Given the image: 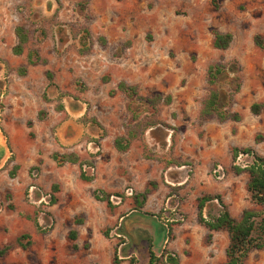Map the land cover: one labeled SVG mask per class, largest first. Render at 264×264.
Segmentation results:
<instances>
[{
    "label": "rangeland",
    "instance_id": "1",
    "mask_svg": "<svg viewBox=\"0 0 264 264\" xmlns=\"http://www.w3.org/2000/svg\"><path fill=\"white\" fill-rule=\"evenodd\" d=\"M257 36L264 0H0V264H147L150 245L159 264H225L228 233L199 223L198 199L264 211L235 169L264 157Z\"/></svg>",
    "mask_w": 264,
    "mask_h": 264
},
{
    "label": "trees",
    "instance_id": "2",
    "mask_svg": "<svg viewBox=\"0 0 264 264\" xmlns=\"http://www.w3.org/2000/svg\"><path fill=\"white\" fill-rule=\"evenodd\" d=\"M16 33L19 39V43L14 47L13 52L16 55H21L24 52V45L28 42V34L23 27H18ZM232 35L229 33L222 34L215 32L214 45L218 49H227L232 42ZM256 45L258 47L264 48V42L260 36H257L255 39ZM39 61L29 58L30 64H36ZM24 71V70H23ZM47 78L49 84H53V75L52 73H47ZM119 88L122 90H130L132 88L126 87L124 84H120ZM219 101V95L213 93L212 97L207 103L206 111L215 112L218 111L217 103ZM260 105L255 104L252 107L253 111H258ZM222 116L223 114L220 113ZM225 117V116H222ZM116 145L119 149H126V146H123L118 140ZM242 152L245 154H252V151L249 148L243 150H234V159L237 158V155ZM57 159V156H55ZM68 161L77 162L78 158L76 156L70 155L67 156ZM238 173L247 171L250 175V180L248 183V192L250 194L251 200L254 204L261 206L264 209V157L254 156L252 164L247 167L245 170L235 167ZM86 180H91L86 176H82ZM146 194L142 195L143 201L146 200ZM105 198L108 200L109 196L106 195ZM55 198H52V202H55ZM217 200L222 207L219 215L211 220L204 218L203 212L205 206L208 202ZM109 203V202H108ZM259 218V222L255 219ZM198 221L200 224L207 227L210 231H226L229 237V245L226 251L227 262L225 264H245V261L248 257L250 251L254 249H263L264 248V211L257 212L255 210H245L241 216L240 220H236L230 214L227 209V206L223 202L220 196H211L205 195L198 199ZM258 233L257 236H254V233ZM171 234V231L169 232ZM71 239H76V233H71ZM74 249H77V245H74ZM119 259L117 255L114 257V264H119ZM161 257H158L150 245L148 248V261L147 264H159ZM168 264H178L179 260L176 257L168 255L166 258Z\"/></svg>",
    "mask_w": 264,
    "mask_h": 264
},
{
    "label": "crops",
    "instance_id": "3",
    "mask_svg": "<svg viewBox=\"0 0 264 264\" xmlns=\"http://www.w3.org/2000/svg\"><path fill=\"white\" fill-rule=\"evenodd\" d=\"M1 143L4 144V141L1 140ZM7 158H8V148L6 149L5 153L2 151V154L0 156V168L2 167L1 165L7 160Z\"/></svg>",
    "mask_w": 264,
    "mask_h": 264
},
{
    "label": "water",
    "instance_id": "4",
    "mask_svg": "<svg viewBox=\"0 0 264 264\" xmlns=\"http://www.w3.org/2000/svg\"><path fill=\"white\" fill-rule=\"evenodd\" d=\"M1 140H2V137H1V134H0V156H1V154H2V151L5 153V151H6V145L5 144H2L1 143ZM163 234V233H162Z\"/></svg>",
    "mask_w": 264,
    "mask_h": 264
}]
</instances>
